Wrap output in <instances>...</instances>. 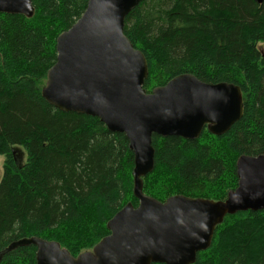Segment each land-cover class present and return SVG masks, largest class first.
I'll return each instance as SVG.
<instances>
[{
	"label": "trees",
	"instance_id": "1",
	"mask_svg": "<svg viewBox=\"0 0 264 264\" xmlns=\"http://www.w3.org/2000/svg\"><path fill=\"white\" fill-rule=\"evenodd\" d=\"M35 16L0 14V253L32 237L73 257L107 237L108 222L135 207L134 154L96 117L64 113L42 97L56 42L88 0H32ZM124 33L148 63L151 92L183 74L239 86L244 116L226 134L197 140L153 135L155 168L143 193L223 201L238 186L240 156L264 154V3L255 0H142ZM26 155L21 163L17 149ZM35 246L0 264H37ZM195 264H264V211L229 215Z\"/></svg>",
	"mask_w": 264,
	"mask_h": 264
},
{
	"label": "water",
	"instance_id": "2",
	"mask_svg": "<svg viewBox=\"0 0 264 264\" xmlns=\"http://www.w3.org/2000/svg\"><path fill=\"white\" fill-rule=\"evenodd\" d=\"M141 1L88 0L83 16L58 36L57 60L42 89L59 111L96 117L126 136L139 205L122 208L107 224L110 234L78 257L57 242L32 237L11 243L0 262L20 247L35 246L37 264H195L227 216L264 211V154L239 157L238 186L223 201L176 195L160 202L143 193V179L155 168L153 135L197 140L207 129L222 136L244 116V99L235 84H209L192 74L147 92V60L124 33L127 16ZM0 14L32 19L35 8L32 0H0Z\"/></svg>",
	"mask_w": 264,
	"mask_h": 264
},
{
	"label": "rangeland",
	"instance_id": "3",
	"mask_svg": "<svg viewBox=\"0 0 264 264\" xmlns=\"http://www.w3.org/2000/svg\"><path fill=\"white\" fill-rule=\"evenodd\" d=\"M262 47H264V46H262ZM16 152H17V156H18L19 161L21 163H24L26 161V155H25V153L21 149H19V148L16 150ZM4 162H5L4 157L0 155V182H1V179H2L3 173H4V169H3Z\"/></svg>",
	"mask_w": 264,
	"mask_h": 264
}]
</instances>
